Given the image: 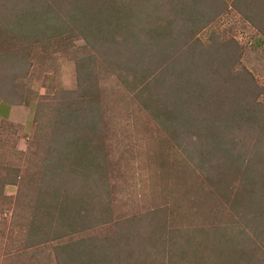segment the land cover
I'll use <instances>...</instances> for the list:
<instances>
[{"label": "rangeland", "instance_id": "1", "mask_svg": "<svg viewBox=\"0 0 264 264\" xmlns=\"http://www.w3.org/2000/svg\"><path fill=\"white\" fill-rule=\"evenodd\" d=\"M45 1L53 11L48 15L43 10L48 24L39 22L40 31L32 32L25 40L20 37L22 29L14 25L23 17L21 11L29 9L33 1L0 0V99L29 109L24 123L0 120V264H77L88 259L86 253L94 247L101 253L107 248L104 256L111 264H171L177 260L173 255L176 248L184 246L187 237L211 234L225 225H231V229L244 227L253 242L250 250L256 249L261 254L258 258L264 260V235L260 233V223L253 220L256 212L236 213L240 208L235 199H242V177H224L219 165H200L198 159L170 157L174 154L169 137L139 107L132 92L121 84L118 72L103 64V48L86 43L75 28L72 0ZM79 1L88 4V0ZM173 1L174 10L180 4L183 17L177 22L192 25L194 20H211L195 39L216 51V42L231 45L228 53L230 58L234 56L232 69L247 81L243 89H253L256 105L264 107V27L261 31V24L252 22L264 19V6L259 5L262 11L255 18L250 6L256 0L253 4L250 0ZM107 5L110 1L104 0L100 8L104 10ZM34 8L42 12L40 6ZM195 8L200 13L211 10L204 17H196L192 14ZM78 19L81 22L82 15ZM60 21L65 23L60 34L45 35L41 31ZM217 57H222L221 53ZM79 61L93 69L92 77L100 85V113L98 118L73 113V117L65 115L59 121V112L77 107ZM86 116L91 117L90 121H99V133H82L93 138L99 135L97 143H92L102 150L103 170L96 189L91 188L95 179L86 181L83 175L75 174L68 184L56 178L45 189L41 179L48 164L44 160L46 151L53 147L49 143L50 129H71L67 125L89 129L83 126ZM257 118L259 126L251 129L259 132L264 129V108ZM239 128H231L229 139L235 143L244 139L235 130ZM56 135L60 133L55 131ZM163 155L169 160L162 168ZM254 188L248 184L249 195L255 193L251 192ZM67 196L74 200L73 207L64 209L71 215L70 226L57 216L60 213L55 208L56 203L63 205ZM45 206L56 210L44 211ZM257 210H264L263 202L258 201ZM35 216L41 231L33 235Z\"/></svg>", "mask_w": 264, "mask_h": 264}, {"label": "trees", "instance_id": "2", "mask_svg": "<svg viewBox=\"0 0 264 264\" xmlns=\"http://www.w3.org/2000/svg\"><path fill=\"white\" fill-rule=\"evenodd\" d=\"M32 1L29 9L21 11L23 17L14 25L22 29L20 37L25 40L30 39L28 35H32V32L40 31V23L47 25L49 18L46 17L53 12L49 1ZM103 1L88 0V4H81L79 0H72V18L76 22L73 25L82 39L91 46L103 48V64L118 72L121 84L132 92L139 107L148 114L156 128L161 129L171 140L174 155L170 157L179 156L191 161L198 159L200 165H219L224 177H242L243 190L239 192L242 199H235L237 208H240L236 213L246 214L254 209L257 217L253 220L260 223V233L264 235V210H257L258 201L264 203V129L259 132V129H251L259 126L257 115L264 107L256 105L253 89H243L248 85L247 81L232 69L234 56L230 58L228 53L232 46L216 42V51L195 39L194 36L204 24L207 25L211 20H207V17L201 24L194 20L192 25L177 22L183 17L179 12L180 4L176 5V10L173 9V0H168L169 3L164 0H109L110 6L107 5L109 7L104 10L100 8ZM250 2L253 4V0ZM129 4H132L130 8L124 7ZM260 4L264 6V0H256L250 6V13L255 18L262 11ZM39 6L42 12L34 8ZM43 10L49 14L46 15ZM210 10L208 8L200 13L195 8L192 14L204 17ZM79 14L83 17L81 22ZM262 19L252 20L256 26L261 24L258 27L261 31L264 27ZM121 20L123 22H119ZM64 25L60 21L50 28L42 27L41 31L45 35L60 34ZM217 53H221L222 57L218 58ZM76 65L77 107L59 112V121L64 120L65 115L73 117V113L94 114L97 118L100 113V85L92 77L94 71L86 63L80 64L79 61ZM97 118L95 121H90L91 117L88 116L81 118L85 121L83 126L89 129H78L77 125H67L71 129L63 131L58 127L50 129L49 143L53 147L46 151L44 160L48 164L42 170L41 179L45 189L48 190L56 178L68 184L73 174L83 175L86 181L95 179L93 181L96 183L93 182L94 187L91 188L96 189L103 170L102 150L100 145L92 143H97L99 135L93 138L82 133H86V130L99 133ZM233 127H240L235 130L242 133L244 139L241 143L239 139L237 143L229 139ZM55 131L60 135L54 137ZM252 138L254 141H251ZM238 147L245 149L238 150ZM168 160L169 157L163 155L162 168ZM249 183L251 187H256L255 191H251L255 193L251 195L247 192ZM73 204L74 200L67 196L63 205H55L60 213L57 216L66 226H70L72 221H68L71 215L64 209L73 207ZM53 207L45 206L44 211L56 210ZM33 223L35 227L31 233L36 235L41 231L36 216L33 217ZM231 228V225H225L217 227L211 234L189 236L184 240V246L177 247L173 255L177 260H187V264H264L263 258H258L259 252L250 250L249 246L253 247V242L245 234L244 227ZM95 248L86 253L88 259H81L77 264H111L109 257L104 256L107 248L102 250L103 254ZM177 260L171 264H179Z\"/></svg>", "mask_w": 264, "mask_h": 264}, {"label": "crops", "instance_id": "3", "mask_svg": "<svg viewBox=\"0 0 264 264\" xmlns=\"http://www.w3.org/2000/svg\"><path fill=\"white\" fill-rule=\"evenodd\" d=\"M29 109L25 106H15L0 99V120L24 123L27 121Z\"/></svg>", "mask_w": 264, "mask_h": 264}]
</instances>
